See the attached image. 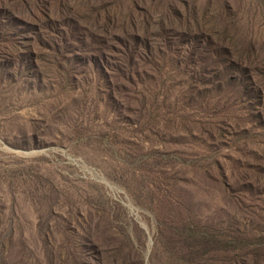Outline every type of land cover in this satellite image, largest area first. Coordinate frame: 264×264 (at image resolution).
<instances>
[{"label": "rangeland", "instance_id": "rangeland-1", "mask_svg": "<svg viewBox=\"0 0 264 264\" xmlns=\"http://www.w3.org/2000/svg\"><path fill=\"white\" fill-rule=\"evenodd\" d=\"M0 264H264V0H0Z\"/></svg>", "mask_w": 264, "mask_h": 264}]
</instances>
